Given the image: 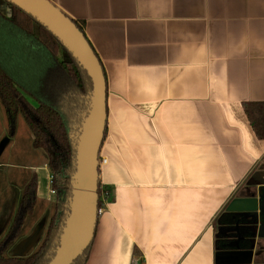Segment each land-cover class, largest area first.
Masks as SVG:
<instances>
[{"label":"crops","instance_id":"1","mask_svg":"<svg viewBox=\"0 0 264 264\" xmlns=\"http://www.w3.org/2000/svg\"><path fill=\"white\" fill-rule=\"evenodd\" d=\"M52 1L82 26L107 80L104 211L86 264H216L218 216L249 180L264 196V138L245 112L264 101V0ZM31 169L38 201L56 200L48 165ZM258 217L248 264H264ZM35 231L13 256L47 232Z\"/></svg>","mask_w":264,"mask_h":264},{"label":"trees","instance_id":"2","mask_svg":"<svg viewBox=\"0 0 264 264\" xmlns=\"http://www.w3.org/2000/svg\"><path fill=\"white\" fill-rule=\"evenodd\" d=\"M1 1L0 99L9 134L15 135L17 119L21 115L33 134V146L48 155L56 203L37 251L27 256L7 255L21 238L26 219L34 212L38 201V177L33 173L22 190L9 229L0 240V264H49L58 246L71 195L76 152L70 135L87 108L86 96L92 89V82L72 54L45 26L7 0H3L8 8L5 13ZM74 22L84 33L82 26ZM245 112L258 137L264 138V101L247 103ZM248 184L250 190L240 191L239 196L254 194L255 182L249 180ZM99 196L101 207L103 189L100 184ZM258 221L257 212L224 210L218 216L214 224L216 264L249 263ZM89 250L90 247L74 264H86Z\"/></svg>","mask_w":264,"mask_h":264},{"label":"water","instance_id":"3","mask_svg":"<svg viewBox=\"0 0 264 264\" xmlns=\"http://www.w3.org/2000/svg\"><path fill=\"white\" fill-rule=\"evenodd\" d=\"M45 26L87 72L92 89L77 130L71 133L75 170L71 176L68 210L58 246L49 264H74L94 239L99 218L100 151L107 126V80L95 50L72 18L52 0H7ZM3 147H0V152ZM233 212H264V196L235 197L227 206Z\"/></svg>","mask_w":264,"mask_h":264},{"label":"rangeland","instance_id":"4","mask_svg":"<svg viewBox=\"0 0 264 264\" xmlns=\"http://www.w3.org/2000/svg\"><path fill=\"white\" fill-rule=\"evenodd\" d=\"M33 138L31 130L21 115L17 119L16 134L14 136L9 134L6 112L0 99V147H3L0 152V240L8 231L19 204L22 190L32 176L31 167L48 164V155L44 150L36 149L33 146ZM37 171L43 178L44 188L47 190V177L44 176V174H48L47 171L41 167ZM49 171L52 179V172L50 169ZM51 194L55 198V193L51 192ZM55 203L56 200L54 199L53 201L37 202L34 212L26 219L22 238L34 233L35 230L43 232L44 235L55 211ZM18 241L19 239L7 251V255H12V247ZM42 241L35 247L32 246L29 252L23 256L37 251Z\"/></svg>","mask_w":264,"mask_h":264},{"label":"built area","instance_id":"5","mask_svg":"<svg viewBox=\"0 0 264 264\" xmlns=\"http://www.w3.org/2000/svg\"><path fill=\"white\" fill-rule=\"evenodd\" d=\"M107 162V160L105 158H100V166H102L103 164H105ZM52 180V179H51ZM53 193H55V190H52ZM104 209L101 206L98 210V214L101 215L103 213Z\"/></svg>","mask_w":264,"mask_h":264}]
</instances>
